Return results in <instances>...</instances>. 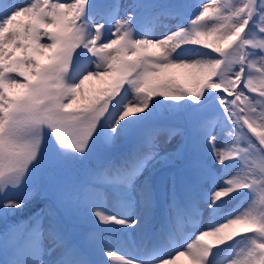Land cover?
<instances>
[{
	"label": "snow or ice",
	"instance_id": "1",
	"mask_svg": "<svg viewBox=\"0 0 264 264\" xmlns=\"http://www.w3.org/2000/svg\"><path fill=\"white\" fill-rule=\"evenodd\" d=\"M29 202L3 264H264V0H0V215Z\"/></svg>",
	"mask_w": 264,
	"mask_h": 264
},
{
	"label": "rangeland",
	"instance_id": "2",
	"mask_svg": "<svg viewBox=\"0 0 264 264\" xmlns=\"http://www.w3.org/2000/svg\"><path fill=\"white\" fill-rule=\"evenodd\" d=\"M20 2H24V0H20ZM97 2H103V3H111L112 0H97ZM151 2H159V3H170V2H182V3H188V4H196L198 2V0H151ZM119 3L122 6H127L131 3H133V0H119ZM123 7L121 10V15H123ZM170 23L175 24L176 21H170ZM175 145V141H173L172 145H166L163 144L161 145V154H164V152L166 151H172L173 147ZM177 164H179V161H177ZM173 171H175V167L171 164H165L164 166H162V168L156 172V178L157 180H159V178L161 176H167L168 174L172 173ZM37 200H39V197H37ZM111 203V202H109ZM43 202L39 203V204H34V206H31V208L26 209V211L24 213H22L21 215H14L11 216L7 219L8 222L4 223L2 226H0V233H3L8 227L12 226V225H18L21 223H28L29 222V218L31 216L34 215V213L38 212L40 210L41 207H43ZM4 218V216L0 215V219ZM45 226H47L48 220L47 217H45ZM89 225L87 223H81L78 226V230L83 232V231H87L88 230ZM131 237V229H129L127 231L126 235H122L121 238L119 239L120 241H125L127 242L129 240V238ZM116 241V239H115ZM119 245V244H117ZM114 246V245H113ZM120 246V245H119ZM8 257H4V260H6ZM55 257H48L45 256V259H54ZM1 262V261H0Z\"/></svg>",
	"mask_w": 264,
	"mask_h": 264
},
{
	"label": "bare ground",
	"instance_id": "3",
	"mask_svg": "<svg viewBox=\"0 0 264 264\" xmlns=\"http://www.w3.org/2000/svg\"><path fill=\"white\" fill-rule=\"evenodd\" d=\"M162 164H164V162L156 164L155 168L157 166L162 165ZM34 204L35 203H33V202H29L24 209L15 210L14 214L12 212H10L7 217L0 219V226H2L4 223L8 222L7 220H9V219H7V218L14 216V215H21L22 213H24L26 211V209H29V208H31V206H34ZM143 239L145 242H147L149 238L144 237ZM141 242H142V238H141V234H140L139 230L138 229H131V237L129 238V240L127 242H125V241L123 242L120 240L115 241V239H114L113 245L114 246L124 245V246H127L129 248L135 247L138 250ZM117 244H119V245H117ZM92 259H100V257L95 255V256H93Z\"/></svg>",
	"mask_w": 264,
	"mask_h": 264
}]
</instances>
